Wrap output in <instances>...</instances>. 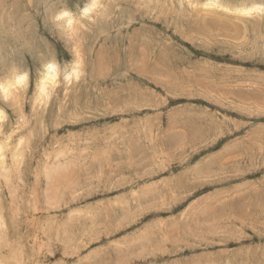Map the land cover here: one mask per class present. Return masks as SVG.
Instances as JSON below:
<instances>
[{"label": "rangeland", "instance_id": "374dc122", "mask_svg": "<svg viewBox=\"0 0 264 264\" xmlns=\"http://www.w3.org/2000/svg\"><path fill=\"white\" fill-rule=\"evenodd\" d=\"M0 264H264V0H0Z\"/></svg>", "mask_w": 264, "mask_h": 264}, {"label": "crops", "instance_id": "0c3cea01", "mask_svg": "<svg viewBox=\"0 0 264 264\" xmlns=\"http://www.w3.org/2000/svg\"><path fill=\"white\" fill-rule=\"evenodd\" d=\"M243 88H249L248 86H242Z\"/></svg>", "mask_w": 264, "mask_h": 264}, {"label": "bare ground", "instance_id": "6f19581e", "mask_svg": "<svg viewBox=\"0 0 264 264\" xmlns=\"http://www.w3.org/2000/svg\"><path fill=\"white\" fill-rule=\"evenodd\" d=\"M1 150H3V149L1 148Z\"/></svg>", "mask_w": 264, "mask_h": 264}]
</instances>
